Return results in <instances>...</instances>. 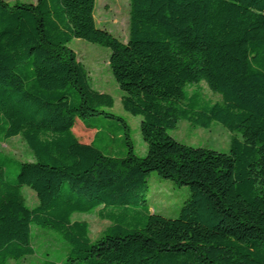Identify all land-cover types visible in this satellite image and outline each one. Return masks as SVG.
I'll return each instance as SVG.
<instances>
[{"label": "trees", "instance_id": "16d2710c", "mask_svg": "<svg viewBox=\"0 0 264 264\" xmlns=\"http://www.w3.org/2000/svg\"><path fill=\"white\" fill-rule=\"evenodd\" d=\"M95 2L0 0V142L20 137L33 155L0 153V264L35 254L33 228L67 244L62 264H264V0H129L126 43L96 26ZM73 39L110 51L144 157L107 111L112 96L91 87ZM102 119L120 123L122 157L96 147ZM181 120L221 125L229 153L175 141ZM151 173L188 189L175 218L146 206ZM94 210L110 226L91 242L71 217Z\"/></svg>", "mask_w": 264, "mask_h": 264}, {"label": "rangeland", "instance_id": "374dc122", "mask_svg": "<svg viewBox=\"0 0 264 264\" xmlns=\"http://www.w3.org/2000/svg\"><path fill=\"white\" fill-rule=\"evenodd\" d=\"M8 4L14 2L36 3L37 0H4ZM129 0H96L94 20L96 26L107 31L122 43H126L129 34ZM69 47L75 53L77 60L87 72L91 87L99 92L112 96L113 108L107 110L114 116L122 118L129 126V133L136 156L142 158L146 154L140 131V117L126 113L121 106L122 92L115 83L109 69L110 51L103 47L87 43L83 40L73 39ZM203 95L211 102H218L219 96L212 94L203 84L199 85ZM79 125L81 124L78 121ZM96 123L102 133L101 139L95 145L108 156L122 157L125 149L122 147L123 131L118 128L119 122L114 120H100ZM78 127V126H77ZM80 128L78 127V130ZM85 131V129H84ZM175 141L192 148H203L218 153H229L231 134L221 125L212 123L209 128L179 121L176 128L168 132ZM114 137V139H112ZM92 134H81L79 141L90 142ZM0 153L19 162H33V155L20 137H14L0 142ZM12 169L5 173L7 182L15 179ZM148 195L146 206L150 213L161 215L168 219L177 216L178 210L189 192L186 187H179L171 181L161 179L156 173H151L147 179ZM26 205L33 208L37 205V199L33 191L23 188ZM71 221H83L88 225V236L91 242H95L101 234L110 226L108 220H102L97 210L86 214H74ZM33 246L35 254L18 262L9 261L8 264H42L48 260L55 264L65 262L68 246L57 235L50 231L32 229Z\"/></svg>", "mask_w": 264, "mask_h": 264}]
</instances>
